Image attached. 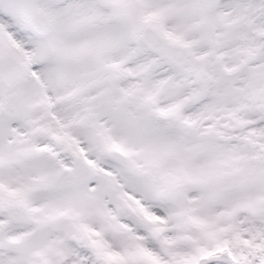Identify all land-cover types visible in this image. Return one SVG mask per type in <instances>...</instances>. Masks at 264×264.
<instances>
[{
    "label": "snow or ice",
    "instance_id": "6c2138e0",
    "mask_svg": "<svg viewBox=\"0 0 264 264\" xmlns=\"http://www.w3.org/2000/svg\"><path fill=\"white\" fill-rule=\"evenodd\" d=\"M0 264H264V0H0Z\"/></svg>",
    "mask_w": 264,
    "mask_h": 264
}]
</instances>
